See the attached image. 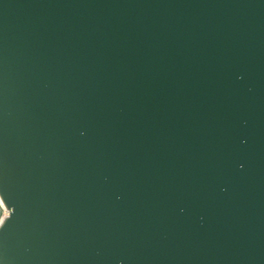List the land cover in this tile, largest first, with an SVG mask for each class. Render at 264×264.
I'll use <instances>...</instances> for the list:
<instances>
[{"label":"water","instance_id":"water-1","mask_svg":"<svg viewBox=\"0 0 264 264\" xmlns=\"http://www.w3.org/2000/svg\"><path fill=\"white\" fill-rule=\"evenodd\" d=\"M0 264H264V0H0Z\"/></svg>","mask_w":264,"mask_h":264},{"label":"built area","instance_id":"built-area-1","mask_svg":"<svg viewBox=\"0 0 264 264\" xmlns=\"http://www.w3.org/2000/svg\"><path fill=\"white\" fill-rule=\"evenodd\" d=\"M8 214V209L0 205V219Z\"/></svg>","mask_w":264,"mask_h":264},{"label":"snow or ice","instance_id":"snow-or-ice-1","mask_svg":"<svg viewBox=\"0 0 264 264\" xmlns=\"http://www.w3.org/2000/svg\"><path fill=\"white\" fill-rule=\"evenodd\" d=\"M0 222H2V221H0Z\"/></svg>","mask_w":264,"mask_h":264}]
</instances>
